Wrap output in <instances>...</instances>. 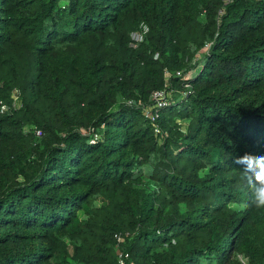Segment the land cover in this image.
Masks as SVG:
<instances>
[{"label": "trees", "instance_id": "16d2710c", "mask_svg": "<svg viewBox=\"0 0 264 264\" xmlns=\"http://www.w3.org/2000/svg\"><path fill=\"white\" fill-rule=\"evenodd\" d=\"M14 91L0 264H264L233 164L264 156V0H0V102Z\"/></svg>", "mask_w": 264, "mask_h": 264}, {"label": "clouds", "instance_id": "9594fccd", "mask_svg": "<svg viewBox=\"0 0 264 264\" xmlns=\"http://www.w3.org/2000/svg\"><path fill=\"white\" fill-rule=\"evenodd\" d=\"M233 164L240 165L242 190L250 194L247 201L236 205L237 210H245L249 205L264 208V156L245 153L236 157Z\"/></svg>", "mask_w": 264, "mask_h": 264}, {"label": "built area", "instance_id": "2783aa9c", "mask_svg": "<svg viewBox=\"0 0 264 264\" xmlns=\"http://www.w3.org/2000/svg\"><path fill=\"white\" fill-rule=\"evenodd\" d=\"M228 2V0H224V3ZM221 13V12H220ZM147 32V28L145 26H141V31L140 33H136L132 35V39L134 41H141L142 36ZM208 48V46H206ZM177 76L180 75L179 72L176 73ZM164 76L168 78L170 76V73L165 71ZM153 100L155 101V109H163L166 106V94L165 92H155L153 94ZM21 107V103L19 100L18 92L14 91L11 94V103L6 104L3 102H0V114H4L9 112L10 110H17ZM145 116L150 119L151 121H154V119L157 117L156 115V110L154 113H151L150 111H146ZM35 136L40 137L41 136V131L40 130H35ZM126 237H128V233H117L114 235V240L116 244L119 246L120 244H123L125 242ZM117 264H134L133 262L130 261V255L127 252L124 251H119L117 253Z\"/></svg>", "mask_w": 264, "mask_h": 264}, {"label": "rangeland", "instance_id": "374dc122", "mask_svg": "<svg viewBox=\"0 0 264 264\" xmlns=\"http://www.w3.org/2000/svg\"><path fill=\"white\" fill-rule=\"evenodd\" d=\"M198 58V57H197Z\"/></svg>", "mask_w": 264, "mask_h": 264}]
</instances>
